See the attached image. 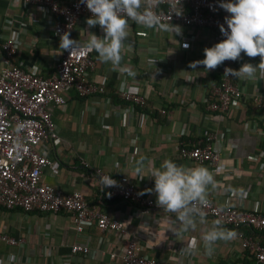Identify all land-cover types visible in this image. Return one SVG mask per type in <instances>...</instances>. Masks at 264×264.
Masks as SVG:
<instances>
[{
	"label": "crops",
	"instance_id": "obj_1",
	"mask_svg": "<svg viewBox=\"0 0 264 264\" xmlns=\"http://www.w3.org/2000/svg\"><path fill=\"white\" fill-rule=\"evenodd\" d=\"M86 20H80L73 32L81 45L87 40V31L104 36L99 26L89 28ZM129 24L121 68L131 70L135 77L113 70L94 51L95 68L88 72V79L104 83L105 92L79 97L68 88L67 103L52 108L58 139L44 141L41 151L53 160L43 173L45 182L66 194L80 192L89 204L123 220L130 234L101 232L93 225L78 233L66 211L26 213L0 207V233L19 242L14 246L0 239V264H9L10 254L15 256V264H123L120 255L129 238L137 241L141 253L169 263L258 264L243 247L238 229L226 227L235 230L236 237L217 241L214 252L208 255L201 236L212 220L206 218V225L197 223L194 230L176 235L171 231L176 223L173 213L154 207L147 214H139L131 201L110 197L100 186L97 170L102 168L130 177L143 196L157 204L155 192L147 191L155 187L148 162L159 168L165 159H171L178 165H203L213 172L211 165L179 154L180 143L195 144L204 131H209L227 155L222 154L223 171L213 173L216 186L209 187L207 198L222 207L237 204L264 216V108H258L256 102V96L264 93V79L234 78L243 90L242 100L235 102L227 114L209 112V94L219 82L218 67L207 71L203 66L192 69L189 64L204 59V49L216 44L213 32L172 23L181 28L180 35H173L130 20ZM137 31L146 33V37L138 36ZM7 36L18 44L14 63L35 69L42 76L55 71L63 51L60 38L53 34L50 19L42 17L36 6L0 0V68L5 64L1 43ZM185 43L189 47L185 48ZM241 57L235 61L237 70L243 63H260L259 56L249 58L242 53ZM125 80L130 91L146 100L144 107H135L119 97L117 91ZM141 160L145 168L137 174L135 168ZM239 231L256 235L246 228ZM189 242L198 249L194 255L181 251ZM74 244L89 247L90 255H73ZM111 253L116 257L110 258Z\"/></svg>",
	"mask_w": 264,
	"mask_h": 264
},
{
	"label": "built area",
	"instance_id": "obj_2",
	"mask_svg": "<svg viewBox=\"0 0 264 264\" xmlns=\"http://www.w3.org/2000/svg\"><path fill=\"white\" fill-rule=\"evenodd\" d=\"M15 1L28 7L36 6L42 17L50 19L53 34L59 38L58 33L70 32V38L74 39L76 24L83 18L92 16L86 4H80L79 0L68 3L58 0ZM219 3L220 0H162L155 11L162 22L209 29L213 32L214 42L218 43L225 39L220 25L227 27L224 18L229 15L219 7ZM173 11L183 14L176 15ZM137 35L146 37L144 32L137 31ZM1 50L5 64L0 68V207L5 210L21 209L23 212L66 211L78 233L93 225L101 232L129 235V229L123 220L89 204L80 192L66 194L42 179L45 169L52 166L53 160L42 153L41 144L58 139L52 108L67 103L65 91L68 88L79 97H92L105 92L104 83L88 79V72L95 68L94 50L81 47L71 57L69 51L63 50L55 71L49 76H42L35 69L30 70L14 63L19 51L14 38L7 36L1 43ZM235 65V61L229 60L218 67L220 80L211 88L210 101L207 103L209 112L227 114L235 102L242 100L243 90L233 77L224 76L225 68L235 69ZM117 93L122 100L135 107L146 105L142 96L128 88L124 91L119 88ZM256 102L258 108H264V93L256 96ZM216 143L215 134L204 131L202 139L195 144L180 143L179 154L182 158L199 164L211 165L213 173H219L223 171V166L220 165L222 154H227ZM97 174L112 176L117 185L106 188L108 195L131 201L138 207L139 214H147L152 208L158 207L153 199L143 196L130 177L117 176L102 168L97 170ZM208 200L209 205L204 209L206 218L212 221L220 219L223 226L238 229L243 247L250 251L256 263L264 264V216L256 210L237 204L222 207L210 198ZM240 228H254L259 233L256 237L245 235L239 231ZM252 233L255 234L254 231ZM0 239L14 246L19 243L1 233ZM71 253L88 256L91 249L74 244L71 246ZM116 255L111 253L110 258H115ZM120 257L123 264H174L141 253L134 238L125 242Z\"/></svg>",
	"mask_w": 264,
	"mask_h": 264
},
{
	"label": "clouds",
	"instance_id": "obj_3",
	"mask_svg": "<svg viewBox=\"0 0 264 264\" xmlns=\"http://www.w3.org/2000/svg\"><path fill=\"white\" fill-rule=\"evenodd\" d=\"M162 0H79L80 4H86L92 13L86 23L89 28L99 26L104 36L100 37L91 31L85 44L80 45L79 40L70 38V32L60 35V49L70 52V57L81 47L94 50L98 53V59L103 63H110L113 70L127 72V75L135 77V73L121 68L122 52L125 41L129 38V20L135 24L155 31L171 32L180 35L181 28L177 25L162 22L160 15L155 11ZM175 7V6H173ZM219 7L229 15L225 16V23L220 25V31L225 37L212 47L204 49L205 58L196 60L189 67L196 69L203 66L207 71L215 70L225 61H238L241 54L249 58L260 57V63H243L237 70L226 67L224 76H231L240 80L264 79V0H220ZM176 15L182 12L173 11ZM185 48L188 44L183 45ZM155 64V61L153 62ZM130 89L127 81H122L120 90ZM145 165L143 160L137 162L135 171L142 174ZM150 177L155 181L154 189L157 205L164 212L173 213L175 226L171 229L179 235L181 231L194 230L197 223L206 225V213L204 209L209 205L208 189L215 188L214 174L203 165L184 166L178 165L171 159H165L159 168H155L152 162H148ZM99 184L103 189L117 185V181L109 175H99ZM233 229L223 226L220 219L212 221L211 225L202 233L205 252L211 255L214 245L219 240L229 241L236 237ZM183 253L194 255L198 251L194 242H189L182 248ZM9 264H15L14 254L9 255Z\"/></svg>",
	"mask_w": 264,
	"mask_h": 264
},
{
	"label": "trees",
	"instance_id": "obj_4",
	"mask_svg": "<svg viewBox=\"0 0 264 264\" xmlns=\"http://www.w3.org/2000/svg\"><path fill=\"white\" fill-rule=\"evenodd\" d=\"M219 76H220V75H219ZM219 80H220V77H219ZM106 193L108 194L107 191H106ZM19 210H21V209H19ZM33 211H34V210H33ZM33 211H31V212H33ZM35 211H38V210H35ZM26 213H30V212H26ZM251 230L254 231L255 234H258V233H259V231H258L257 229L251 228ZM252 231H251V232H252ZM251 256H253V255H251Z\"/></svg>",
	"mask_w": 264,
	"mask_h": 264
}]
</instances>
